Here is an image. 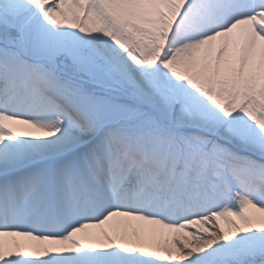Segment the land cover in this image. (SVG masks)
<instances>
[{
  "label": "snow or ice",
  "instance_id": "6c2138e0",
  "mask_svg": "<svg viewBox=\"0 0 264 264\" xmlns=\"http://www.w3.org/2000/svg\"><path fill=\"white\" fill-rule=\"evenodd\" d=\"M0 264H264V0H0Z\"/></svg>",
  "mask_w": 264,
  "mask_h": 264
}]
</instances>
